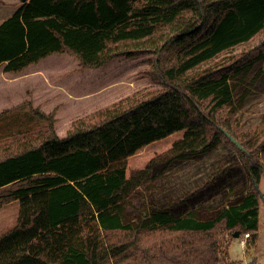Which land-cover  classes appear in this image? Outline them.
Listing matches in <instances>:
<instances>
[{
  "label": "trees",
  "instance_id": "16d2710c",
  "mask_svg": "<svg viewBox=\"0 0 264 264\" xmlns=\"http://www.w3.org/2000/svg\"><path fill=\"white\" fill-rule=\"evenodd\" d=\"M262 31L264 0H28L2 21L0 65L8 74L54 54L93 68L120 56L176 54L165 65L157 57L147 72L162 88L76 119L63 137L53 113L32 109L48 119L46 131L36 144L0 157V189L29 180L10 192L18 212L0 234V264H219L222 231L257 230L264 141L247 151L235 124L216 113L236 100L243 105L247 86L264 80L261 69L250 77L264 62V40L249 61L210 63ZM170 139L165 155L181 161L228 142L243 186L236 190L223 179L220 187L229 189L212 206L195 207L201 193L131 216L127 205L152 179V160L131 171L132 159ZM116 232L130 241H110Z\"/></svg>",
  "mask_w": 264,
  "mask_h": 264
},
{
  "label": "rangeland",
  "instance_id": "374dc122",
  "mask_svg": "<svg viewBox=\"0 0 264 264\" xmlns=\"http://www.w3.org/2000/svg\"><path fill=\"white\" fill-rule=\"evenodd\" d=\"M4 2L7 7H11L15 0ZM263 40L264 31L222 52L218 60L210 64L235 59L249 61L260 50ZM175 54L172 50L163 57L153 51L132 57L120 56L98 68L83 67L77 57L69 54H54L30 65L21 73L7 74L5 78L1 73L0 157L15 151L23 143L36 144L46 131L48 119L36 116L33 108L47 114L53 113L56 133L63 137L70 123L76 119L82 120L127 97H142L162 88L160 83L153 82L147 72L155 69L157 57L161 58L160 65H165L172 62ZM259 69L263 71L258 72L262 73L259 79L264 78V62L257 65L250 77ZM256 78L250 80L255 82ZM247 90L250 91L249 97L242 102L243 105L239 107V101L236 100L230 106L217 110L216 116L221 121L230 120L235 124L239 138L249 151V148L264 141V80L249 84ZM204 105V113L209 114L210 104L205 101ZM18 140L20 143H16ZM173 140L151 144L132 159L131 171L145 167L152 160V179L150 188L141 192L139 198H132L127 205L131 216L138 217L153 205L171 206L179 204L183 198L201 193L204 197H197L195 207L203 203L212 206L229 189L226 184L224 188L220 187L223 179L226 182L230 180L232 188L236 190L243 186L244 177L237 172L238 153L228 142L222 140L210 152L181 161L165 155ZM210 183L211 189L206 188ZM27 184L29 180H21L0 189V234L13 227L17 218L18 200L10 192ZM258 189L262 195L258 199L259 229L249 231L247 237V232L234 236L228 230L222 231L218 237L219 264H264V173ZM110 236L113 242L130 241L127 234L116 232ZM148 239L150 237L143 240Z\"/></svg>",
  "mask_w": 264,
  "mask_h": 264
},
{
  "label": "crops",
  "instance_id": "0c3cea01",
  "mask_svg": "<svg viewBox=\"0 0 264 264\" xmlns=\"http://www.w3.org/2000/svg\"><path fill=\"white\" fill-rule=\"evenodd\" d=\"M27 1L28 0H18V1L15 0V2L12 4L13 6L7 7L4 0H0V23L9 16H11L24 2ZM2 69H3V65H0V75L2 73L3 78H5L4 75H7L8 73L3 72ZM259 197H262V195H260ZM258 220H259V207H258ZM257 229H259V221H258Z\"/></svg>",
  "mask_w": 264,
  "mask_h": 264
},
{
  "label": "water",
  "instance_id": "95a60500",
  "mask_svg": "<svg viewBox=\"0 0 264 264\" xmlns=\"http://www.w3.org/2000/svg\"><path fill=\"white\" fill-rule=\"evenodd\" d=\"M225 131V130H224ZM226 132V131H225ZM227 133V132H226ZM227 135H228V137L238 146V147H240V148H242V146H241V144L234 138V137H232L230 134H228L227 133ZM234 236H236V235H238L237 234V232H234V234H233Z\"/></svg>",
  "mask_w": 264,
  "mask_h": 264
},
{
  "label": "built area",
  "instance_id": "2783aa9c",
  "mask_svg": "<svg viewBox=\"0 0 264 264\" xmlns=\"http://www.w3.org/2000/svg\"><path fill=\"white\" fill-rule=\"evenodd\" d=\"M249 236V233H245V237Z\"/></svg>",
  "mask_w": 264,
  "mask_h": 264
}]
</instances>
